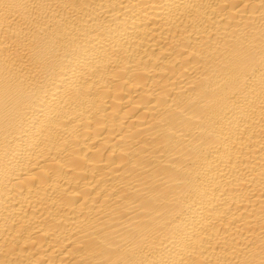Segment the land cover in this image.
Returning a JSON list of instances; mask_svg holds the SVG:
<instances>
[{"label":"bare ground","instance_id":"obj_1","mask_svg":"<svg viewBox=\"0 0 264 264\" xmlns=\"http://www.w3.org/2000/svg\"><path fill=\"white\" fill-rule=\"evenodd\" d=\"M0 264H264V0H0Z\"/></svg>","mask_w":264,"mask_h":264}]
</instances>
